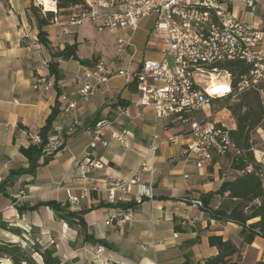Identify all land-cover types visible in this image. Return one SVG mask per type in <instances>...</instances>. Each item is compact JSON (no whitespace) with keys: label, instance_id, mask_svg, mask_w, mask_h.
Wrapping results in <instances>:
<instances>
[{"label":"crops","instance_id":"1","mask_svg":"<svg viewBox=\"0 0 264 264\" xmlns=\"http://www.w3.org/2000/svg\"><path fill=\"white\" fill-rule=\"evenodd\" d=\"M40 4L44 9L42 2ZM30 6L29 0H0L2 221L22 236L31 230L38 234L39 243L55 244L56 256L62 264H183L185 261L188 264H204L218 253L209 246L210 236L232 241L240 249L242 263L260 262L264 257V239L256 237L250 245H243L239 226L211 220L205 212L183 201L184 198H198L218 190L224 180L218 175L216 160L222 158H215L200 172L190 162H185L181 146L164 143L168 136L176 134V129L165 127V122L155 121L150 111L133 107L135 90L125 86L120 77H114L107 86L98 88L88 101L79 99L82 74L96 62L104 60L114 69L133 72L141 61L157 59L158 54L150 50L154 57L145 58L142 48L133 46L132 34L130 46L118 60L116 40L127 38L129 34L118 32L122 35L113 40L112 54L92 35V30L97 31L92 24L73 26L69 23L70 15L65 13L76 11L74 8L59 12L58 23L42 29L49 42V49H46L37 41L38 30L30 16ZM234 14L240 21L264 33L263 7L257 6L252 12L236 8ZM146 20L151 19L142 22ZM74 44L79 60L87 61V65L52 58L56 50ZM51 61L57 63L62 76L56 83L43 66V63ZM46 76L53 86L39 94L33 86L40 77ZM70 103H75L74 109H69ZM118 106L129 107L131 118L117 119ZM54 107L58 108L59 114L52 124L53 134L57 128L61 129L60 136L65 137L63 148L48 164L39 167L33 177L13 174L27 169V161L19 153V148H27L33 143V138L44 127ZM103 119L111 122L110 127L102 131L103 140L109 144L107 147L98 145L91 150L86 129ZM121 127L129 133L130 149L127 151L121 150L110 139L111 132H117ZM234 128L235 125L231 126V130ZM153 135L160 140L152 182L153 200L123 210L104 207L107 204L104 196L92 194L78 205H69L64 189L82 185L83 170L79 165L84 164L85 158L101 166L100 170H91L89 176L99 180H124L139 165ZM210 168L212 173H208ZM148 179L147 174L142 176L143 182ZM50 201L68 206L71 212L85 211L82 217L88 237L102 243L84 241L78 227H69L59 221L49 208L40 207L22 213L17 211L19 207L27 208ZM219 203V199H213L210 207L216 209ZM17 236V233L0 232V240L5 242L14 243L13 239ZM236 258L232 259L235 261Z\"/></svg>","mask_w":264,"mask_h":264},{"label":"built area","instance_id":"2","mask_svg":"<svg viewBox=\"0 0 264 264\" xmlns=\"http://www.w3.org/2000/svg\"><path fill=\"white\" fill-rule=\"evenodd\" d=\"M52 5V12L56 13L55 2ZM257 6L264 8V0H84L82 6L74 8L77 13L70 16L71 25L90 23L98 32L129 34L116 40L119 60L139 24L151 19L152 31L159 33L158 45L152 50L159 57L144 59L133 72L114 69L104 60L96 62L82 74L79 99L88 101L98 88L120 77L125 86L135 90L133 107L150 111L155 121L176 129V134L168 136L164 143L181 146L185 162H190L197 171L205 170L215 158L238 154L230 138L231 127L211 119L210 108L219 99L228 98L233 103L247 91L256 92L264 107V33L234 14L236 8L252 12ZM57 23L58 17H55L52 24ZM235 62L247 71L243 74L235 71L233 75L224 69ZM43 66L48 69V63ZM217 79L222 82L215 84ZM52 86L46 76L40 77L33 88L42 94ZM74 108L75 103H70L69 109ZM222 112L229 113L226 109ZM228 117L233 126L234 121ZM122 118H131L129 107H117V119ZM110 125V121L103 119L86 129L89 149L108 146L102 131ZM54 132L43 150L45 157L63 148L65 137L60 136L61 129ZM128 135L121 127L111 132L110 139L127 151L130 149ZM32 142L39 144V137L35 136ZM159 146V137L153 135L139 165L124 180H99L89 176L91 170H100L101 166L85 158L84 164L79 165L83 170L82 185L64 189L69 205H78L92 194L103 195L104 201L113 205L127 202L139 205L153 200L152 182ZM246 172L250 173L251 167ZM144 174L149 177L146 182L142 181ZM183 201L193 208H202L199 197Z\"/></svg>","mask_w":264,"mask_h":264},{"label":"trees","instance_id":"3","mask_svg":"<svg viewBox=\"0 0 264 264\" xmlns=\"http://www.w3.org/2000/svg\"><path fill=\"white\" fill-rule=\"evenodd\" d=\"M1 1L7 2L8 0ZM54 2L57 10L56 13L52 11L41 13V8H37L32 4L29 8L38 30L37 41L46 49H49V42L47 34L42 29L51 25L53 19L58 17L59 12L67 11L84 4V0H55ZM52 58L62 61H78L81 65L88 64L87 61L79 60L75 44L72 46L67 45L63 50H56L52 53ZM224 69H227L233 75H235V71H238L240 74L247 71L246 67L238 62L226 65ZM48 74L54 78L55 83L62 79L58 65L54 61L48 63ZM225 100L229 101L228 98ZM225 109L229 111L234 121L235 128L230 130V138L235 151L238 152V154L227 155L226 157L230 159V169L237 175L230 180L223 181L217 191L200 195L199 198L202 202L200 210L205 212L211 220L222 223H233L239 226L241 228L240 237L242 244L250 245L256 237L264 239V168L254 158L251 139L252 134L264 125V107L256 92L247 91L243 92L231 105H227ZM58 114V108L54 107L44 127L37 133L40 140L39 144L31 143L27 148H19V153L26 159L28 167L13 174L33 177L39 167L48 164L55 153L61 150L56 151L50 156H43V150L48 143V138L53 135L52 124ZM248 167H251L250 173L246 172ZM213 199H219L220 201L216 209L210 207ZM135 206L136 204L132 202L104 205V207L123 210L131 209ZM40 207L49 208L59 221H63L68 226L78 227L84 241L94 244L102 243L88 237L86 224L82 217L85 211L71 212L68 206L63 207L55 201L41 202L27 208L19 207L17 211L18 213H22L25 210L32 212ZM1 231L20 233L17 230L9 228L0 218ZM208 243L218 253L215 257L206 260L204 264H245L240 261V249L232 241H223L221 237L210 236ZM35 254L39 257L40 262L33 257ZM234 256L237 257L235 261L232 259ZM2 259L10 261L11 264H62L56 256L55 249L52 247L46 249L35 247L31 250H26L17 243L0 240V260ZM183 264H188V262L185 261ZM256 264H264V257Z\"/></svg>","mask_w":264,"mask_h":264},{"label":"rangeland","instance_id":"4","mask_svg":"<svg viewBox=\"0 0 264 264\" xmlns=\"http://www.w3.org/2000/svg\"><path fill=\"white\" fill-rule=\"evenodd\" d=\"M29 1H30V4L34 5L37 8H41V10L43 11V6L39 4V2L41 3L43 0H29ZM50 1L54 2L55 0H50ZM75 13H77V11L69 12L65 14L68 16L69 15L71 16L72 14H75ZM30 16L33 18L31 11H30ZM83 25L86 26L85 23ZM152 25L153 24L151 20H146L142 22V24L139 26L138 31H135L133 33V40H132L133 46L142 48V51L146 54L145 58L154 57L152 56L151 51H153L152 49H154L158 45L157 40H158L159 33L150 31V29L152 28ZM91 33L92 35H94V37H96L97 41L101 43L102 46H105L106 49L112 54L114 53L113 40L115 39L116 36L122 35V33H118V32L109 34L107 32L98 33L97 31H93V30L91 31ZM221 82H222L221 79H217L215 81V84H220ZM231 104H232L231 101H228L225 99L216 100L210 108L211 119L220 121L225 126L230 128L232 125V122L230 121L228 117L230 115L222 111L225 109L227 105H231ZM216 113L217 114L219 113V114L216 115ZM251 139H252L254 158L256 162L260 163L262 167L264 168V125L261 129L256 130L252 134ZM229 160H230L229 157H224L220 160H216L218 163V167H219L218 175L224 181L230 180L237 175L235 172H233L230 169ZM212 171H213L212 168L208 169V173H212ZM263 187H264V177H263ZM1 238L5 240V237H1ZM37 240H38V234L36 232L29 230L28 233L24 234L23 236L21 235V233H19L17 238L13 239V242L21 245V247L26 250H31L32 248H35V247H40L42 249L52 247L57 252L55 244H49V243L43 244V243H39ZM33 257L38 262H40V259L36 254ZM0 264H11V263L8 260L2 259L0 260Z\"/></svg>","mask_w":264,"mask_h":264},{"label":"bare ground","instance_id":"5","mask_svg":"<svg viewBox=\"0 0 264 264\" xmlns=\"http://www.w3.org/2000/svg\"><path fill=\"white\" fill-rule=\"evenodd\" d=\"M42 4L44 5V9L46 11H53V6L51 1L43 0Z\"/></svg>","mask_w":264,"mask_h":264}]
</instances>
